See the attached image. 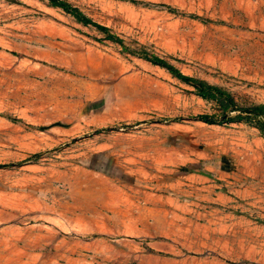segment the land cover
I'll use <instances>...</instances> for the list:
<instances>
[{
	"label": "rangeland",
	"instance_id": "374dc122",
	"mask_svg": "<svg viewBox=\"0 0 264 264\" xmlns=\"http://www.w3.org/2000/svg\"><path fill=\"white\" fill-rule=\"evenodd\" d=\"M65 1L121 44L0 0V264H264V133L144 59L264 103V0Z\"/></svg>",
	"mask_w": 264,
	"mask_h": 264
},
{
	"label": "trees",
	"instance_id": "16d2710c",
	"mask_svg": "<svg viewBox=\"0 0 264 264\" xmlns=\"http://www.w3.org/2000/svg\"><path fill=\"white\" fill-rule=\"evenodd\" d=\"M49 6H56L62 10L63 13L73 18L77 23L88 26L92 25L98 29V31L106 32L104 35L105 39L113 41L117 44H121L120 39L116 36L107 33V27L99 24V22L93 20L91 17H87L82 14L75 6L70 5L65 0H44ZM132 3L139 4L140 2L135 0H129ZM151 5V4H149ZM148 5V6H149ZM159 6V5H157ZM169 10L166 5L160 4ZM148 62L158 65L166 69L172 77L177 79L179 82L192 88L193 93L208 102L211 103L214 114L207 115L206 113H198L193 118L195 120H202L206 123L212 122H225L242 120L247 124H251L258 131L264 133V103H249L243 104L236 101V99L226 90L206 83L201 78H194L188 75L181 74L174 66L168 61L157 56L144 57ZM231 114V115H230ZM5 164H0V168L4 167Z\"/></svg>",
	"mask_w": 264,
	"mask_h": 264
}]
</instances>
